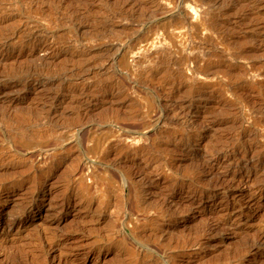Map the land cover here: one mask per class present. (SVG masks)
I'll list each match as a JSON object with an SVG mask.
<instances>
[{"label": "rangeland", "instance_id": "obj_1", "mask_svg": "<svg viewBox=\"0 0 264 264\" xmlns=\"http://www.w3.org/2000/svg\"><path fill=\"white\" fill-rule=\"evenodd\" d=\"M0 264H264V0H0Z\"/></svg>", "mask_w": 264, "mask_h": 264}, {"label": "bare ground", "instance_id": "obj_2", "mask_svg": "<svg viewBox=\"0 0 264 264\" xmlns=\"http://www.w3.org/2000/svg\"><path fill=\"white\" fill-rule=\"evenodd\" d=\"M221 148V147H220ZM219 149V148H218ZM225 151V150H224ZM214 152H215V150H214ZM233 158V157H232ZM230 160V159H229ZM205 167V166H204ZM174 185V184H173ZM195 186V185H194ZM219 187V186H218ZM215 188V187H214ZM196 190V189H195ZM193 192V191H192ZM216 192V190H213L212 192H210V193H208V194H205L204 196L205 197H208V196H213L214 195V193ZM174 212V211H173ZM258 240V239H257ZM247 242V241H246ZM253 242V241H252ZM251 242V243H252ZM257 243V241H255V244ZM260 243V242H259ZM249 246L251 247L252 246V244H249ZM248 250V249H247Z\"/></svg>", "mask_w": 264, "mask_h": 264}]
</instances>
